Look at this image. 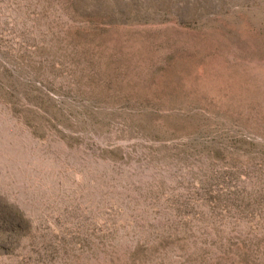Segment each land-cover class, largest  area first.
I'll list each match as a JSON object with an SVG mask.
<instances>
[{
	"label": "rangeland",
	"instance_id": "374dc122",
	"mask_svg": "<svg viewBox=\"0 0 264 264\" xmlns=\"http://www.w3.org/2000/svg\"><path fill=\"white\" fill-rule=\"evenodd\" d=\"M0 264H264V0H0Z\"/></svg>",
	"mask_w": 264,
	"mask_h": 264
}]
</instances>
